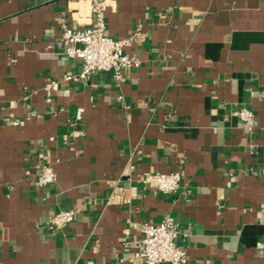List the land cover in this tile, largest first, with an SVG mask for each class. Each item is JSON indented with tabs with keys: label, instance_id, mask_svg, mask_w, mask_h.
Returning a JSON list of instances; mask_svg holds the SVG:
<instances>
[{
	"label": "crops",
	"instance_id": "1",
	"mask_svg": "<svg viewBox=\"0 0 264 264\" xmlns=\"http://www.w3.org/2000/svg\"><path fill=\"white\" fill-rule=\"evenodd\" d=\"M91 21L84 0H0V264H143L141 225L167 216L187 264H264V0H111L107 33H143L120 83L67 79L61 24ZM177 170L174 194L142 181Z\"/></svg>",
	"mask_w": 264,
	"mask_h": 264
},
{
	"label": "built area",
	"instance_id": "2",
	"mask_svg": "<svg viewBox=\"0 0 264 264\" xmlns=\"http://www.w3.org/2000/svg\"><path fill=\"white\" fill-rule=\"evenodd\" d=\"M84 1L91 6V23L83 28L73 27L66 22L61 24L60 38L65 45L67 55L81 61L80 72L70 74L67 79H89L94 73L102 70L110 72L120 83L141 63L137 55L127 51V47L136 41L141 42L143 33L137 28L132 35L125 38L116 39L110 36L107 33V12L111 0ZM51 85L49 84V87ZM233 113L244 122L248 131L253 130L255 115L252 110L240 107ZM130 168L133 169L134 165L130 164ZM56 180L57 171L54 166L42 163L36 185L43 187ZM182 180L183 176L179 170L149 173L142 179L145 185L152 184L159 191L173 194L181 188ZM76 214L75 209L54 213L47 225L50 228L63 227L70 224ZM141 227L144 236L137 243L134 255L142 258L143 264H187L189 262L187 247L178 242L179 222L174 217L167 216L160 223L144 222ZM126 233L130 234V231Z\"/></svg>",
	"mask_w": 264,
	"mask_h": 264
}]
</instances>
